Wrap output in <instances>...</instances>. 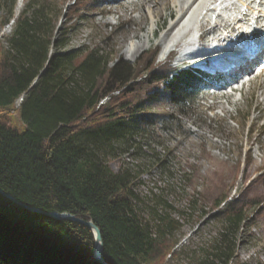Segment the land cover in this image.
I'll use <instances>...</instances> for the list:
<instances>
[{"label":"trees","instance_id":"16d2710c","mask_svg":"<svg viewBox=\"0 0 264 264\" xmlns=\"http://www.w3.org/2000/svg\"><path fill=\"white\" fill-rule=\"evenodd\" d=\"M71 1L75 15L99 0ZM47 13L44 4L24 8L12 17L6 45L0 42V113L13 109L20 123L0 115V190L16 201L0 194V264H99L91 232L51 212L91 220L108 264H165L174 255L178 221L163 213L152 232L132 208L131 170L112 171L103 160L115 155L117 141L171 120L152 108L183 111L197 81L189 70L172 68L173 53L158 62L157 47L132 63L97 48L52 52L64 41L56 40ZM241 163L248 158L235 170ZM243 179L234 204L222 211L219 197L205 204L223 217L222 228L218 242L191 264H246L229 237L250 220L249 208L255 217L264 212V172Z\"/></svg>","mask_w":264,"mask_h":264},{"label":"rangeland","instance_id":"374dc122","mask_svg":"<svg viewBox=\"0 0 264 264\" xmlns=\"http://www.w3.org/2000/svg\"><path fill=\"white\" fill-rule=\"evenodd\" d=\"M151 1L158 3L148 4V8L144 0H99L93 8L81 6L73 15L71 0H13V4L11 0H0V42L6 45L12 17L31 4H44L56 26V40L64 41L62 48L53 47L52 52L97 48L114 51L132 63L143 51L157 47L156 60L164 61L168 55L162 53L163 43L178 17L174 0ZM214 27L212 30H217ZM197 36L200 44L206 45L202 25ZM185 37L169 52L189 50L183 41L190 37ZM211 41L219 44L217 37ZM180 54L172 66H179ZM110 56L112 60L113 54ZM225 94L228 92L218 96L201 93L179 113L166 105L154 107L152 110L170 114L171 120H159L155 126L131 136L130 141H117L115 155L105 153L103 161L112 171L124 167L133 173L136 197L131 205L142 223L154 232L157 216L163 213L178 221L179 229L173 233L175 245L168 241L174 245V255L166 257L165 264H191L209 251L218 242L223 217L209 212L205 204L214 197L222 201L219 211L234 204L246 184L243 178H258L255 171L264 166V76L243 86L241 94ZM209 105L213 108L208 109ZM0 115L20 127L13 109ZM247 158L248 163L235 170L238 161ZM247 212L250 220L229 240L240 261L264 264V212L256 217L252 208Z\"/></svg>","mask_w":264,"mask_h":264},{"label":"bare ground","instance_id":"6f19581e","mask_svg":"<svg viewBox=\"0 0 264 264\" xmlns=\"http://www.w3.org/2000/svg\"><path fill=\"white\" fill-rule=\"evenodd\" d=\"M144 2L148 8H150L148 4L155 6L158 3V1L152 2L151 0H144ZM174 6L178 19L174 22L173 29L169 33V39L167 38L163 43L162 53L168 52L186 34L190 38L183 42L187 44L186 47L189 50L181 53L178 56L179 60L193 59L197 56L193 59L194 61L205 59L209 63L219 60L226 48H217L214 52L193 49L192 47L195 45L192 42L196 37V41L201 42L197 36L199 25L204 27L206 36L203 42L206 45L216 37L218 45H222V40L241 35L245 28V20H248L254 12L251 0H174ZM152 13L154 14L153 10ZM212 26H215L214 28L217 30H212Z\"/></svg>","mask_w":264,"mask_h":264},{"label":"water","instance_id":"95a60500","mask_svg":"<svg viewBox=\"0 0 264 264\" xmlns=\"http://www.w3.org/2000/svg\"><path fill=\"white\" fill-rule=\"evenodd\" d=\"M0 194L12 200L13 202H16L13 197H11L8 194H5L1 190H0ZM23 207L35 213H40V214L43 213L41 210L34 208V207H29L27 205H23ZM47 215L57 220H68V221H72V222L78 223L86 227L93 236V249H92L93 260L98 262L99 264H108L104 261L103 256H102L103 244H102L100 230L97 228V226L94 225V223L91 220H83L67 212H62V213L51 212V213H47Z\"/></svg>","mask_w":264,"mask_h":264}]
</instances>
